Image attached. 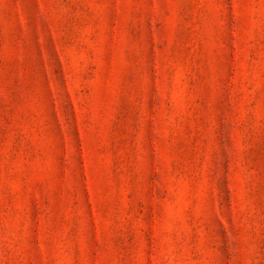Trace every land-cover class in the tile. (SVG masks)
<instances>
[{
    "label": "rangeland",
    "instance_id": "obj_1",
    "mask_svg": "<svg viewBox=\"0 0 264 264\" xmlns=\"http://www.w3.org/2000/svg\"><path fill=\"white\" fill-rule=\"evenodd\" d=\"M0 264H264V0H0Z\"/></svg>",
    "mask_w": 264,
    "mask_h": 264
}]
</instances>
